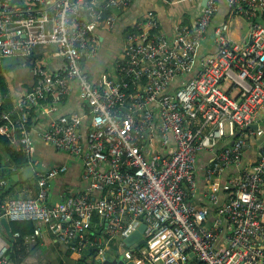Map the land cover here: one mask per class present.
<instances>
[{
    "label": "built area",
    "instance_id": "1",
    "mask_svg": "<svg viewBox=\"0 0 264 264\" xmlns=\"http://www.w3.org/2000/svg\"><path fill=\"white\" fill-rule=\"evenodd\" d=\"M130 1L0 0V59L50 45L63 60L57 71L32 61L33 86L1 114L0 133L29 155L30 109L49 102L57 110L74 85L83 102L81 112L50 116L37 135L78 158L84 189L49 202L51 181L67 168L59 164L36 174L30 196L0 195L8 222H33L30 233H12L17 248L30 250L48 231L77 256L92 246L88 264H104L111 243L136 264H188L191 257L264 264V0H224L230 13L251 21V42H234L221 20L215 50L203 54L198 48L219 0H206L191 24L169 35L147 10L126 35L117 76L93 82L83 62L96 54V28L112 26V10ZM1 164L0 194L9 181ZM224 175L220 194L214 184ZM141 223L143 242L127 246L124 238ZM88 228L98 229L92 241ZM8 247L0 236V264H8Z\"/></svg>",
    "mask_w": 264,
    "mask_h": 264
},
{
    "label": "crops",
    "instance_id": "2",
    "mask_svg": "<svg viewBox=\"0 0 264 264\" xmlns=\"http://www.w3.org/2000/svg\"><path fill=\"white\" fill-rule=\"evenodd\" d=\"M202 6L201 0H131L125 5L114 8L112 12L115 16V21L112 26L98 25L96 28V54L94 58L83 62L85 71L88 73L90 79L96 83L106 78L117 76L115 60L122 53L127 30L133 27L138 20L144 18L147 10H152L155 13L160 28L169 35L172 34L175 26L191 24ZM221 20L228 21V35L234 42L241 44L249 43L251 21L243 16L230 13L224 0H219L218 10L214 14L208 27L206 38L198 48L199 54L215 50V44L212 40L213 28ZM46 46L37 47L32 52L33 57L30 61H36V57H39L40 59L42 58V64L47 65L51 71L60 70L63 67V60L53 55L52 52L55 49L53 46ZM28 62L15 65L9 64L8 66H12V69L2 72L8 81L11 103L16 101L24 92L33 86L34 77L31 71L32 65L31 62L29 64ZM0 63H2L1 59ZM197 66L198 63L196 64ZM176 83L174 82L173 85ZM223 85H225L224 88L222 87L223 89H229L227 82H224ZM46 103L47 105L44 108L41 106L33 107L34 126L31 129L33 146L29 154L28 163L32 166L33 172L24 169L26 165L22 166L13 172L18 173L19 177L18 180H14L6 174V170L10 168V165H6L8 160L3 159V165H5L2 168L3 172L8 179L10 178L7 185V187H10V191L4 195L5 198L30 196L37 188L35 185L36 174L59 164H65L67 168L62 175L57 176L51 181V193L48 197L49 202L67 201L76 197L86 185V180L82 176V165L78 158L67 152L56 150L50 144L41 140L37 135V131L45 126L50 116L83 111V102L79 98L77 86L74 85L69 93L64 96L58 104L57 110H50L49 102ZM203 163L204 155L200 154L198 158V186L200 190L207 188L202 178V169H200L203 167ZM224 177L225 175L216 180L214 184V188L220 194L223 193L222 182L220 180ZM46 233L51 234L48 231H44L36 245L18 264H76L72 257L66 255L61 242V245H58L59 242L55 238L50 243L44 240ZM0 236L6 239L1 224ZM117 254H114V256H117ZM114 256H108V258ZM8 257L9 254L7 255ZM8 264H14V262L8 261Z\"/></svg>",
    "mask_w": 264,
    "mask_h": 264
},
{
    "label": "trees",
    "instance_id": "3",
    "mask_svg": "<svg viewBox=\"0 0 264 264\" xmlns=\"http://www.w3.org/2000/svg\"><path fill=\"white\" fill-rule=\"evenodd\" d=\"M134 30V27L128 28V32ZM126 34V35H127ZM33 61V60H32ZM31 62V61H29ZM28 62V64H29ZM32 65V62H31ZM12 69V66H3L2 63H0V117L1 114L7 110H9L13 103H11V97H10V91L8 87V83L6 78L4 77L3 73L4 71ZM32 88V87H31ZM30 88V89H31ZM34 117H33V108L29 111V118H28V125L33 124ZM0 159L2 160V168L5 166L3 165V159L8 160L6 162V165H10V168H8L6 171V174L11 177L12 173L16 171L18 168L25 166L29 163V155H26L25 152L22 149L21 143L17 139H12L7 135H4L0 133ZM5 171V169H4ZM1 174L5 176L6 174L3 172V169L1 170ZM10 180V178H9ZM10 191V187L5 186L3 191L1 192V197L4 198V195L7 194ZM92 222H97V216H93ZM10 228L13 232L18 231L20 235H24L27 233H30L33 229V222L31 220H11L9 221ZM98 232V229L92 230V228H88V234L90 236L89 240L92 241L94 238V235ZM93 233V234H92ZM98 234V233H97ZM19 240H13L12 242L8 243L9 247L6 252V258L9 254V257L7 258L8 261L14 262V264H18L22 261V259L29 253V251L36 245V243L32 244L30 247V250L24 251L17 248V243ZM59 242V241H58ZM58 245H61L60 242ZM62 246L64 247V252L67 256L72 257L74 262H77L79 260V256H77L74 251L71 248V244L69 243H62ZM94 248H91L90 252L93 253ZM118 255V254H117ZM85 264L86 259H85ZM188 264H204L202 262L197 261L195 258H190L188 260Z\"/></svg>",
    "mask_w": 264,
    "mask_h": 264
},
{
    "label": "water",
    "instance_id": "4",
    "mask_svg": "<svg viewBox=\"0 0 264 264\" xmlns=\"http://www.w3.org/2000/svg\"><path fill=\"white\" fill-rule=\"evenodd\" d=\"M206 0H201V4L204 5ZM251 42V38L248 41ZM32 54H26V55H13V56H5L1 58V62L3 66H8L9 64H24L32 59ZM253 128H256V124L251 125ZM24 169H28L29 171L33 172L32 166L30 164L26 165ZM11 177L14 180H18V173H13ZM4 212L3 208H0V224L4 230L6 239L10 242L14 240L12 233L13 231L10 228L9 222L7 221L6 217L4 215H1ZM145 228V224L141 223L138 228L133 231L129 236L124 238V242L127 246H130L134 242L137 244H140L143 242V230ZM92 246H88L82 254L79 256V260L76 262V264H85V259L90 253ZM104 264H136L135 262H126L123 260V257L121 254H118L117 256H114L112 258H106L103 261Z\"/></svg>",
    "mask_w": 264,
    "mask_h": 264
},
{
    "label": "rangeland",
    "instance_id": "5",
    "mask_svg": "<svg viewBox=\"0 0 264 264\" xmlns=\"http://www.w3.org/2000/svg\"><path fill=\"white\" fill-rule=\"evenodd\" d=\"M46 47H47V46H46ZM42 48H43V47H42ZM36 62H37L38 64L43 63V62H42V58L40 59L39 57H36ZM46 66H47V65H46ZM48 66H49V64H48ZM8 77H9V74H8ZM7 82H8V81H7ZM10 83H12V82H10ZM222 87L224 88L225 85L222 84ZM260 121H261V123L264 122V116L261 118ZM225 131H228V125H227V124H225ZM158 145H159V143H158L157 139L154 138V139L151 141V146H152L154 149H157V148H158ZM0 150H1V149H0ZM45 236H46V237L44 238V240H45L47 243H50V242L55 238L54 235H51V234H49V233H46ZM110 246H111V249L108 250V252H107V255H108V256H114V254H116L117 251L121 249L120 247H116V246L114 245V243H111ZM90 259H91V256H89L88 258H86V263H87V264L90 262Z\"/></svg>",
    "mask_w": 264,
    "mask_h": 264
}]
</instances>
